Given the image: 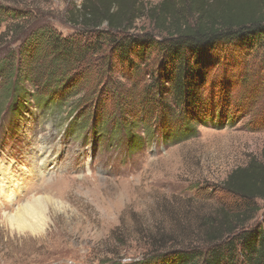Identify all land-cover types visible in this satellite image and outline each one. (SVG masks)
I'll return each mask as SVG.
<instances>
[{
  "label": "rangeland",
  "instance_id": "1",
  "mask_svg": "<svg viewBox=\"0 0 264 264\" xmlns=\"http://www.w3.org/2000/svg\"><path fill=\"white\" fill-rule=\"evenodd\" d=\"M144 1L153 5L160 0ZM79 2L0 0V6L32 18L0 22V59L21 42L10 22H26L25 28L29 22H49L70 36L77 28L68 23L69 15ZM150 30V22L141 17L131 32ZM109 60L113 69L100 85L99 100L78 103L79 111L70 117L69 108L83 93L71 92L64 106L30 100L16 115L8 103L3 105L0 170L2 165L11 168L19 188L13 190V202L0 192V264H133L143 258L153 235L167 243L169 236L195 229L203 214L228 200L221 189L228 173L260 156V48L212 52L199 92L210 101L203 107L208 112L191 123L169 96L151 113L135 111L131 91L153 83L156 56L136 72ZM37 196L50 199L46 227L38 233L17 231L6 214Z\"/></svg>",
  "mask_w": 264,
  "mask_h": 264
},
{
  "label": "trees",
  "instance_id": "2",
  "mask_svg": "<svg viewBox=\"0 0 264 264\" xmlns=\"http://www.w3.org/2000/svg\"><path fill=\"white\" fill-rule=\"evenodd\" d=\"M21 17L32 19L27 12L0 6V22ZM141 17L152 30L131 32ZM10 23L21 42L0 59V113L8 103L13 115L30 100L64 106L71 92L83 93L69 108L70 117L82 102L99 100L100 85L113 69L109 57L136 72L153 55L159 60L157 75L152 74V84L131 91L138 104L134 110L151 113L169 96L191 123L208 112L203 107L210 101L199 92L214 50L264 52V0H160L153 5L80 0L69 15L68 23L77 28L70 36L49 22H29L26 28V22ZM221 189L228 200L203 214L195 229L169 236L167 243L153 235L143 258L133 264H264V146L258 158L231 170Z\"/></svg>",
  "mask_w": 264,
  "mask_h": 264
},
{
  "label": "bare ground",
  "instance_id": "3",
  "mask_svg": "<svg viewBox=\"0 0 264 264\" xmlns=\"http://www.w3.org/2000/svg\"><path fill=\"white\" fill-rule=\"evenodd\" d=\"M12 169L8 166H1L0 170V192L5 200L13 202V190L19 188L17 179L12 175ZM50 199L48 196H37L27 199L14 213L6 214L5 218L9 220L13 227L19 232L29 231L38 233L47 225V216L45 215L46 206Z\"/></svg>",
  "mask_w": 264,
  "mask_h": 264
}]
</instances>
